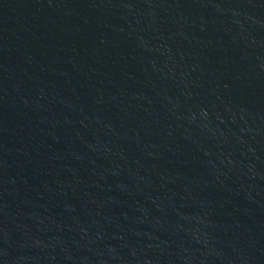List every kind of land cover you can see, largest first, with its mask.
<instances>
[{"label": "water", "instance_id": "95a60500", "mask_svg": "<svg viewBox=\"0 0 264 264\" xmlns=\"http://www.w3.org/2000/svg\"><path fill=\"white\" fill-rule=\"evenodd\" d=\"M0 264H264V0H0Z\"/></svg>", "mask_w": 264, "mask_h": 264}]
</instances>
